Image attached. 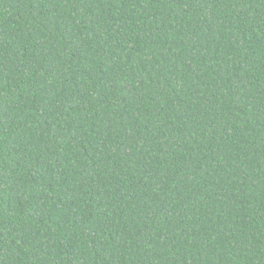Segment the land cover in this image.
Returning a JSON list of instances; mask_svg holds the SVG:
<instances>
[{"label":"trees","instance_id":"trees-1","mask_svg":"<svg viewBox=\"0 0 264 264\" xmlns=\"http://www.w3.org/2000/svg\"><path fill=\"white\" fill-rule=\"evenodd\" d=\"M0 264H264V0H0Z\"/></svg>","mask_w":264,"mask_h":264}]
</instances>
